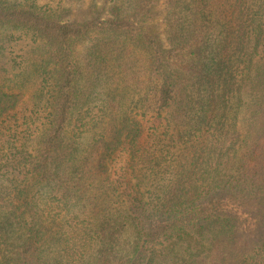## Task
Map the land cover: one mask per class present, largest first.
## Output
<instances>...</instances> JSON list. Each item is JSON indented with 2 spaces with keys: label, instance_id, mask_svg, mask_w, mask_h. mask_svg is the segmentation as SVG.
<instances>
[{
  "label": "trees",
  "instance_id": "obj_1",
  "mask_svg": "<svg viewBox=\"0 0 264 264\" xmlns=\"http://www.w3.org/2000/svg\"><path fill=\"white\" fill-rule=\"evenodd\" d=\"M0 264H264V0H0Z\"/></svg>",
  "mask_w": 264,
  "mask_h": 264
}]
</instances>
